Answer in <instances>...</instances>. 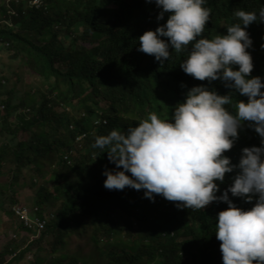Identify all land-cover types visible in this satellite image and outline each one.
I'll list each match as a JSON object with an SVG mask.
<instances>
[{
  "label": "trees",
  "instance_id": "1",
  "mask_svg": "<svg viewBox=\"0 0 264 264\" xmlns=\"http://www.w3.org/2000/svg\"><path fill=\"white\" fill-rule=\"evenodd\" d=\"M21 2H13L10 9L0 7V105L5 111L0 117H4L0 123L4 140L0 145V176L5 165H13L12 189L19 184L17 173L27 169L42 173L52 154L60 158L65 174L54 183L53 194L43 193L35 206L37 218L47 221L40 238L28 246L25 242L18 245L17 238L10 239L12 242L0 251V264L22 262L30 252L35 255L32 264H89L76 255H61L66 239L80 235L85 226L90 227L91 244L97 248L102 243L100 255L105 264H223L215 232L218 214L228 208L227 203L214 201L195 210L177 207L161 195H155L153 201L145 196V189L109 190L104 186V172L123 169L109 161L107 148L92 145L112 130L123 133L138 126L152 112L170 121L175 106L186 100L193 87L205 86L220 95L233 90L222 80L199 81L183 71L180 64L191 45L180 54L173 51L162 65L138 50V38L168 19V14L157 19L161 9L154 0H45L40 10ZM204 7L212 11L203 37L211 39L213 34H227V28L225 33L222 29L236 22L235 10L259 15L264 4L260 0H205ZM246 30L252 40L247 49L254 64L251 77L259 76L264 82V22H254ZM11 60L41 81L39 89L28 87L23 92L10 85L7 77L11 80L18 74L4 73L9 65H15ZM18 95L22 97L16 101ZM233 97L248 99L238 93ZM21 106L26 112L10 121V113ZM66 109L73 110L71 116ZM19 133L29 137L19 140ZM84 133L83 142L78 143L77 136ZM253 146L264 145L244 122L233 148L224 155L238 164L242 150ZM70 170L75 173L73 178L67 177ZM237 171L227 173L222 183L216 182L220 189L217 196L233 184ZM2 190L1 185L0 207L4 204ZM228 195L245 211L258 199L247 203L231 192ZM15 196L13 207L18 203ZM51 199L60 204L52 217L42 209L45 200ZM5 212L20 220L13 209ZM20 228L29 230L15 226L16 231ZM48 238L52 239L50 256L40 258ZM15 253L18 256L8 260Z\"/></svg>",
  "mask_w": 264,
  "mask_h": 264
},
{
  "label": "clouds",
  "instance_id": "2",
  "mask_svg": "<svg viewBox=\"0 0 264 264\" xmlns=\"http://www.w3.org/2000/svg\"><path fill=\"white\" fill-rule=\"evenodd\" d=\"M154 2L161 9L157 19L163 20L165 14L168 19L138 38V50L162 65L173 51L180 54L191 45L180 64L183 71L199 81L222 80L233 91L220 95L205 86L193 87L186 100L175 106L170 121L152 112L126 132L112 130L97 137L92 147L107 148L109 161L123 169L106 170L104 186L109 190L145 189V196L153 201L161 195L177 207L195 210L214 201L225 202L228 208L219 212L215 232L223 264H264V146L244 148L238 164L224 155L233 148L244 122L264 145V82L259 76L251 77L254 64L247 49L252 40L246 30L254 22H264V8L259 15L235 10L236 22L223 26L222 33L227 28V34H213L209 39L203 33L212 10L204 7L205 0ZM45 3L29 7L40 10ZM233 93L248 99L234 100ZM236 170L233 184L217 196L216 182L222 183L227 173ZM229 192L247 203L258 199L245 211L232 202Z\"/></svg>",
  "mask_w": 264,
  "mask_h": 264
},
{
  "label": "rangeland",
  "instance_id": "3",
  "mask_svg": "<svg viewBox=\"0 0 264 264\" xmlns=\"http://www.w3.org/2000/svg\"><path fill=\"white\" fill-rule=\"evenodd\" d=\"M20 1H27V0H20ZM12 0H0V7L1 6H7L6 8H9L12 4ZM31 6V5H30ZM96 41H93V43ZM4 60V59H3ZM9 64L11 63L9 59L5 60ZM15 62L14 64H11L7 67V69L4 71L6 74H14L15 72L18 71L17 77L16 78H9L7 77V81L10 82V85H12L15 89H18V91H23L30 87L34 91L39 89L41 86V81L32 77L31 75L27 74L25 71H23L20 68V65L17 63L15 60H11ZM1 63V61H0ZM4 70V68L2 67ZM22 77V78H21ZM21 78V79H20ZM20 79L19 81H17ZM17 91V92H18ZM21 95H18L15 100L17 101L18 98H20ZM22 97V96H21ZM15 102V101H14ZM3 106L0 105V114H2L0 117L5 115V111L3 110ZM25 111L26 108L20 107L19 110L14 111L12 114L10 113V121H14L15 116L17 114ZM56 111L62 112L61 108H56ZM69 115H72L73 110L68 109ZM104 113V111H103ZM75 115L78 114V112L74 113ZM4 118V117H3ZM1 118V119H3ZM0 119V123L1 120ZM2 130V126L0 125V131ZM85 134V133H84ZM84 134H80L84 135ZM76 138V141L80 143L81 141L83 142V139L85 136L81 139ZM19 140H24L27 139L29 136H24L21 133L18 134ZM4 142L2 138V134L0 132V145ZM73 155V154H72ZM75 156H78V154H74ZM60 158L52 154L50 157V160L47 161L46 165L44 166L42 173H36L35 169H27L26 171H22L20 173H17L19 176V184L14 186L12 189H10L11 183L13 182V173H11V169L13 168L12 164H7L3 167V175L0 176V186L2 185V191H3V206L0 207V247L1 250H5L8 244L11 242L9 241L10 239H13V236L15 235L17 237V244H23L25 242L28 245L33 244L35 239H33V235L37 234L38 232H35V230H30L26 233L22 228H20L19 231H16L15 226L17 224L23 225L24 222L20 221L19 219L17 220L14 216L13 213L11 212L13 208L17 207H25L28 212H37V208H35L36 205H38L41 197L43 196V193L45 192H50V194H53V186L54 183L60 180L63 175L65 174L64 169L62 164L59 163ZM75 173L70 170V172L67 174V177H74ZM15 190V191H14ZM16 193V200L17 204L15 207L12 201L14 200V194ZM44 200V199H43ZM48 201V202H46ZM13 204V205H12ZM60 208L59 202L55 200H45V203L42 204V209L44 210V213H53L55 214ZM5 210L11 212V215L6 213ZM6 216V221L3 219ZM21 222V223H20ZM3 223H5L3 225ZM3 225V228H2ZM43 232V231H42ZM91 230L89 226H85L83 232L80 235H74L66 239L65 241V248L61 255H68V256H77L81 259H84L87 261L89 264H105L106 259L100 255L102 243L97 246V248L91 244ZM39 238V237H37ZM52 241L51 238H48L42 248L43 250L39 253L40 258H46L49 255V252L51 250L50 247V242ZM37 249V246L34 247ZM53 256V257H57ZM11 257L9 256L8 260H10ZM35 255L34 253L30 252L28 253L24 261L19 262L17 264H32L34 262Z\"/></svg>",
  "mask_w": 264,
  "mask_h": 264
},
{
  "label": "built area",
  "instance_id": "4",
  "mask_svg": "<svg viewBox=\"0 0 264 264\" xmlns=\"http://www.w3.org/2000/svg\"><path fill=\"white\" fill-rule=\"evenodd\" d=\"M35 3L36 4L43 3V0H36ZM13 210L15 211L16 215L20 218V220L26 224V226L29 230L34 229V228L39 229V232L37 234L33 235V239H35L34 241H36L38 239L37 237L40 238L42 231L46 228L47 221L41 222L39 219L32 220L31 216H33L34 214L32 212L30 213V212L26 211L25 207H17V208H14ZM29 230H27L26 233ZM16 238L17 237L14 235L13 239H16ZM27 246H28V244H27ZM17 256H18V253H15L11 256V259H13Z\"/></svg>",
  "mask_w": 264,
  "mask_h": 264
},
{
  "label": "bare ground",
  "instance_id": "5",
  "mask_svg": "<svg viewBox=\"0 0 264 264\" xmlns=\"http://www.w3.org/2000/svg\"><path fill=\"white\" fill-rule=\"evenodd\" d=\"M23 2L28 3L29 6L31 5V6H33L34 8L42 7V6L44 5L43 3L36 4V3H35V0H27V1H23ZM84 136H85V134L79 136L78 139H81V138H83ZM25 210L27 211L26 208H25ZM37 211H38V209H37ZM33 212H34V211H33ZM52 216H53V214L51 213V217H52ZM31 218H32V220H37V219H38L37 216H36V213H35V212H34V215L31 216ZM39 220H40V219H39ZM40 221H41V220H40ZM44 221H46V220H44ZM44 221H41V222H44ZM24 227L27 228V226H26L25 223H24ZM30 230H35V232H38V231H39V229H37V228L30 229Z\"/></svg>",
  "mask_w": 264,
  "mask_h": 264
},
{
  "label": "crops",
  "instance_id": "6",
  "mask_svg": "<svg viewBox=\"0 0 264 264\" xmlns=\"http://www.w3.org/2000/svg\"><path fill=\"white\" fill-rule=\"evenodd\" d=\"M5 218L3 219L4 221H6V216H4ZM5 223H3L4 225ZM3 225H2V228H3ZM0 251H1V247H0ZM14 264H17V262H15Z\"/></svg>",
  "mask_w": 264,
  "mask_h": 264
}]
</instances>
